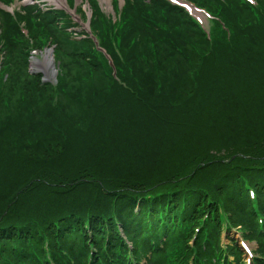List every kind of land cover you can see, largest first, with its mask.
Listing matches in <instances>:
<instances>
[{
  "label": "trees",
  "instance_id": "obj_1",
  "mask_svg": "<svg viewBox=\"0 0 264 264\" xmlns=\"http://www.w3.org/2000/svg\"><path fill=\"white\" fill-rule=\"evenodd\" d=\"M87 1L97 31L106 16ZM192 1L210 15L208 33L169 0H125L117 47L96 32L114 75L65 9L0 8L2 73L27 65L40 28L97 77L70 83L61 64L54 87L0 78V264H247L237 224L257 243L249 264H264V0ZM146 54L176 66H146ZM28 75L69 106L37 91L15 112Z\"/></svg>",
  "mask_w": 264,
  "mask_h": 264
},
{
  "label": "rangeland",
  "instance_id": "obj_2",
  "mask_svg": "<svg viewBox=\"0 0 264 264\" xmlns=\"http://www.w3.org/2000/svg\"><path fill=\"white\" fill-rule=\"evenodd\" d=\"M73 1V4L71 7H69L67 5V7L69 9H66V7L64 6L62 9H65L68 13L71 14V16L73 17L74 21H76L79 24V27H74V29H69L70 31H74L77 30L73 33V36L75 37L76 34H79L81 32H86L88 37H91L92 41H94V46L97 47L98 50H101L103 55L105 56L106 59H108L109 65L112 67L113 69V75L115 74V68L112 62V59L110 57V55H108L106 53V51L104 49H102V47L99 46V38L96 34L97 31H99V33H103L106 34L107 36L110 37V40L113 42V44L115 45V48L117 47L116 42L113 40V35H114V31H116L122 24L123 19H122V13H123V6L125 4V0H117L115 3L112 2V0H94L97 4L98 9L106 16V19H104V23L103 22H99V26L96 29L97 31H94L92 24H91V20L93 17V8L90 5V3H88L87 0H71ZM107 1V2H106ZM198 1V0H196ZM175 2L177 3H181L182 6L184 7V9L188 12V14L190 15L191 18H193L194 20H196L201 27L205 30V31H209L210 28H213V23L210 17H208L203 11H195L193 9V7L198 8V10L204 9L206 10L204 7H200L199 5H197L194 1L192 0H175ZM39 4L43 9H49V7H55L56 8V4H54L53 2H51L50 0H14L12 2L11 7H15L14 10L19 11V13H21L22 15H24V10L23 7L24 5H28V4ZM108 3V4H107ZM190 3L189 8L186 7L188 4ZM180 5V4H177ZM77 6H80V12L79 14L76 13V8ZM193 6V7H192ZM1 8V7H0ZM58 8V6H57ZM70 11H73L70 12ZM107 19L111 20V23H108ZM172 20H169L168 17H160L159 16V21L162 23H167L170 24V22L173 21V26L175 27H181L183 26L184 28H191V26L189 24L186 23V26L182 25L181 23H178L176 20H174V18L171 17ZM19 28L21 31H23L24 35L26 37H29V42L32 43L34 41V37L31 35V31L28 29V27L25 24L24 18L22 20H19ZM34 34L39 38V43H38V47L36 46V48H31L29 49V54L30 56L27 59V65H23L21 66V72H19V74L21 73V78L25 79V75L31 74V75H35L36 81H38L39 83H41L44 86L46 85H51V86H56L58 79H61L64 81V76H63V71H61V64L63 65L65 70H69L71 68V76H67L65 77L66 80H68L70 83H79L80 81L84 80L87 81L90 80L92 81L94 84L97 81V77L95 75H91V76H86V73L84 72V70H80L77 66L73 65L67 60V57L58 52L55 48V44H53L51 41H46L43 30L38 28L34 31ZM80 35V34H79ZM192 36H196L199 37L196 32L191 34ZM85 36V35H83ZM119 40V38H118ZM138 47L140 50H142V39L139 38V42H138ZM101 48V49H99ZM56 50V51H55ZM46 51H50L51 55H52V60H53V66H54V70H53V74L50 76H46V74L44 73V69L42 67H36L35 65L32 64V61L37 58V60L43 61V55H45ZM179 54V52H178ZM2 55L0 54V78H2L3 82H6L8 79H10V81L5 84V85H10L13 84L14 86L16 85V83H14L13 81L20 79L19 78V74L14 73L15 70H17V68L20 66H12L10 68V72L12 73L13 76H9L10 73L5 72L2 73ZM176 62L179 65H186V61L184 59V56H181L180 54L175 57ZM159 61L161 62L159 64V68L162 69L163 71H167L168 74H170V72L172 71V66H176L175 63H171L169 64L165 59L163 55H159L158 58H154L153 56L146 54V60H144V62H146V66L147 64H155L156 62L159 63ZM157 68V66H155ZM175 73L178 72V70L173 71ZM30 75H28L27 81L23 80L20 84H22L23 88L20 92H18L17 95L12 97V100H16L15 105L13 107L14 111L17 112L18 111V105L20 104V102L22 100H25L26 97H28L29 95H36L37 91L40 93V98L42 96H46V97H51L52 99H54V101L58 102V101H62L64 103L65 106H69V101L66 99L65 95L63 93H59V92H53L51 88L45 89L44 91L38 90V89H34V81L32 82V80H29L28 77ZM18 77V78H16ZM4 85L0 86V89L3 87ZM26 88V89H24ZM83 94H84V90H83ZM3 117H6V113H3ZM240 225H235V229H233V233L236 232V234L232 235L233 238L237 239V242L240 243L243 251L246 252L245 256H243L244 261H249V254H251L252 252H254L256 250V241L255 240H244L242 238V236L240 235ZM221 238L223 242H226L227 239L224 238V233H221ZM227 236V235H226ZM194 237L193 233H191L189 235V245H191L193 243V241L191 240ZM171 258H167V262L166 264H172Z\"/></svg>",
  "mask_w": 264,
  "mask_h": 264
},
{
  "label": "bare ground",
  "instance_id": "obj_3",
  "mask_svg": "<svg viewBox=\"0 0 264 264\" xmlns=\"http://www.w3.org/2000/svg\"><path fill=\"white\" fill-rule=\"evenodd\" d=\"M51 2H53L54 4H56L59 7H66V9H69L67 7V0H50ZM107 2V1H106ZM108 4V3H107ZM64 5V6H62ZM3 8L8 9V10H12L13 7L11 6H5L2 5ZM64 7V8H65ZM73 13V11H70ZM43 61L37 60V58H35L32 61V64L35 65L36 67H42L44 69V73L46 74V76H50L53 74V70H54V66H53V60H52V55L50 51H46L45 55H43Z\"/></svg>",
  "mask_w": 264,
  "mask_h": 264
},
{
  "label": "water",
  "instance_id": "obj_4",
  "mask_svg": "<svg viewBox=\"0 0 264 264\" xmlns=\"http://www.w3.org/2000/svg\"><path fill=\"white\" fill-rule=\"evenodd\" d=\"M101 49V48H100Z\"/></svg>",
  "mask_w": 264,
  "mask_h": 264
}]
</instances>
